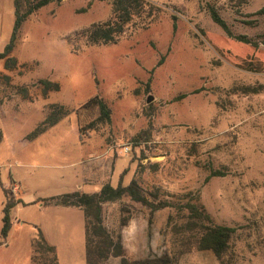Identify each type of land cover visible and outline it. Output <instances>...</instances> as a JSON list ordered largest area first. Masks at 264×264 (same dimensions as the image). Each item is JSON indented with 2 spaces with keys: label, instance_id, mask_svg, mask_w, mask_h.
I'll use <instances>...</instances> for the list:
<instances>
[{
  "label": "rangeland",
  "instance_id": "obj_1",
  "mask_svg": "<svg viewBox=\"0 0 264 264\" xmlns=\"http://www.w3.org/2000/svg\"><path fill=\"white\" fill-rule=\"evenodd\" d=\"M148 1L158 8L150 22L135 19L118 43L91 47L81 31L109 20L112 0L49 3L22 22L10 53L17 67L0 60V229L6 199L23 201L0 237V264H33L38 229L57 264H85L82 210L47 199L116 186L114 167L99 180L88 172L110 158L118 173L126 170L124 186L135 180L173 204L154 212L128 197L102 205L103 224L120 233L128 258L178 254L177 264H219L184 225L178 204L197 196L214 224L235 229L229 264H264V0ZM209 8L259 46L227 37ZM14 11V0H0V53ZM95 97L109 108V122L97 106L85 107ZM57 108L66 112L58 123L28 138ZM51 257L39 254L46 264Z\"/></svg>",
  "mask_w": 264,
  "mask_h": 264
},
{
  "label": "trees",
  "instance_id": "obj_2",
  "mask_svg": "<svg viewBox=\"0 0 264 264\" xmlns=\"http://www.w3.org/2000/svg\"><path fill=\"white\" fill-rule=\"evenodd\" d=\"M27 2L24 11L22 9V0H14V26L9 42L0 53V60L4 61L5 69H15L17 60L10 57V53L14 48V44L18 35V31L22 22L27 19L33 12L41 9L52 2L60 3L63 0H24ZM111 17L109 20L101 23L92 24L89 28L81 31V38L84 40V47L97 45H109L118 43L120 37L125 33L126 29L135 19H143L150 22L157 15L158 8L155 4L148 0H112ZM209 15L214 24H216L227 37L238 42L249 44L258 47L257 42L252 41L246 36L234 35L227 23L217 14L213 8H209ZM259 15H264V7L258 11ZM175 19V17L173 18ZM73 46V50L77 52L79 49ZM163 62V57L160 58L158 65ZM42 86L53 91L59 90L57 83L48 81H40ZM46 90V88H44ZM97 106L99 111V119L101 121H110V110L106 103L100 98L91 99L85 107ZM58 111H52V114L47 116L32 132L28 138H34L47 130L48 127L55 125L66 114L62 108H57ZM1 139V134H0ZM123 170L119 175V180L116 186L108 183L104 184L96 193H83L74 191L56 197L47 199L52 205L75 207L81 209L84 215V245H85V264H106L109 258L119 259L118 264H177L178 254H165L157 259L131 260L127 257L122 245L120 233L113 235L108 228L103 224L102 205L105 203L115 202L122 197H128L131 201L139 203L150 209L151 212L158 211L164 208H173L172 202L169 200L159 199L157 194L145 193L132 180L128 185L122 184ZM220 172L213 171L211 176H218ZM1 185V180H0ZM4 195L6 194L3 188ZM6 196V195H5ZM22 203L21 200L6 199L2 207V225L0 229V237L5 240L12 228L11 210ZM36 203V202H35ZM23 204V203H22ZM34 204V203H33ZM179 208L187 214L185 228L188 231L196 233V248L199 250L211 251L219 264H229L226 260V255L229 249L230 239L235 231L234 228L216 225L211 220L209 214L196 196L193 201L183 202L178 204ZM128 219L123 218L119 227H125ZM33 264H46L39 258V254L48 251L52 254L49 259V264H57L55 249L50 246L42 232L38 229L36 236L31 241Z\"/></svg>",
  "mask_w": 264,
  "mask_h": 264
},
{
  "label": "crops",
  "instance_id": "obj_3",
  "mask_svg": "<svg viewBox=\"0 0 264 264\" xmlns=\"http://www.w3.org/2000/svg\"><path fill=\"white\" fill-rule=\"evenodd\" d=\"M111 165V167H110ZM115 165H116V162H114V160H112L111 158L110 159H107L106 161H102L101 163H99L98 165H96L95 167L91 168L90 173H92V176L96 177L97 176V180H99L102 176L101 175H106V172L108 171V169L110 170L112 167H114V170H113V175H117L118 178H119V175L121 174V171L118 173L115 169ZM113 169V168H112ZM87 182H85L84 184H86ZM87 185H92L91 183L90 184H87ZM101 185V184H100ZM104 185V184H103ZM101 185L100 186V189L101 187L103 186ZM99 189V190H100ZM98 190V191H99ZM78 191V190H77ZM81 191V190H79ZM98 191H95L94 193L98 192ZM82 192V191H81ZM88 194H91V193H88ZM21 200V199H20ZM22 201V200H21ZM23 202V201H22ZM19 206V204H17L14 208H17ZM53 207H56V208H65V209H69V208H74V207H64V206H53ZM13 208V209H14ZM12 209V210H13Z\"/></svg>",
  "mask_w": 264,
  "mask_h": 264
},
{
  "label": "built area",
  "instance_id": "obj_4",
  "mask_svg": "<svg viewBox=\"0 0 264 264\" xmlns=\"http://www.w3.org/2000/svg\"><path fill=\"white\" fill-rule=\"evenodd\" d=\"M129 151L128 148H124V152L127 153Z\"/></svg>",
  "mask_w": 264,
  "mask_h": 264
},
{
  "label": "water",
  "instance_id": "obj_5",
  "mask_svg": "<svg viewBox=\"0 0 264 264\" xmlns=\"http://www.w3.org/2000/svg\"><path fill=\"white\" fill-rule=\"evenodd\" d=\"M150 101H151V98H148V99H147V102L149 103Z\"/></svg>",
  "mask_w": 264,
  "mask_h": 264
}]
</instances>
